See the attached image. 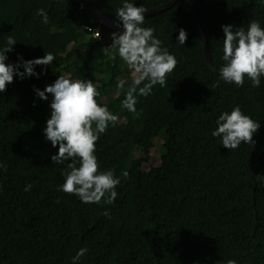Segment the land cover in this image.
<instances>
[{
  "label": "trees",
  "instance_id": "trees-1",
  "mask_svg": "<svg viewBox=\"0 0 264 264\" xmlns=\"http://www.w3.org/2000/svg\"><path fill=\"white\" fill-rule=\"evenodd\" d=\"M79 1L118 22L122 0ZM171 1L136 0L147 11ZM194 1L178 0L145 17L144 26L155 29L179 62L165 87L138 97L137 111L128 112L116 82L130 72L113 58L111 34L105 35L122 29L69 0H0V47L8 35L17 42L9 62L18 54L24 60L55 56L51 66H36L37 73L44 70L39 79L14 76L0 93V161L7 165L0 170V264H72L81 247L89 251L79 264H264V182L256 178L264 175V79L253 88L248 80L236 87L218 77L221 25L240 27L254 18L264 26V0L197 3L216 71L205 59ZM40 8L48 13L47 25ZM181 28L187 40L177 46ZM65 74L93 80L98 101L118 116L96 144L101 170L129 174L112 205L83 204L56 190L64 165L51 160L58 146L42 131L49 101L36 97L34 88L43 90ZM236 104L261 127L253 145L228 150L211 132L218 115ZM26 183L33 184L30 192L23 191ZM105 208L111 219L102 215Z\"/></svg>",
  "mask_w": 264,
  "mask_h": 264
},
{
  "label": "clouds",
  "instance_id": "clouds-1",
  "mask_svg": "<svg viewBox=\"0 0 264 264\" xmlns=\"http://www.w3.org/2000/svg\"><path fill=\"white\" fill-rule=\"evenodd\" d=\"M146 12L147 9L142 4L138 6L136 0H122L116 9V24L122 26V30L111 33L112 43L107 47L114 53L113 58L118 56L130 72V83L129 78L116 82L118 92H124L121 107L128 112L137 111L138 97L151 95L156 85L165 87L167 77L179 62L155 35V29L144 26ZM37 15L41 17V23L48 24L45 9H37ZM221 30L224 34L223 64L218 70L219 80L236 87H242L248 80L251 87L260 88L264 79V26L261 21L253 18L240 27L222 24ZM176 40L177 46L185 45V29H179ZM16 43L15 38L8 35L5 45L0 47V93L13 82L14 76L39 79L44 70L42 68L37 73L36 66H51L55 60L54 54L47 52L43 57L30 60H24L18 54L15 63L9 62L7 53L13 51ZM20 68L24 71L21 72ZM34 92L40 100L49 101L50 118L42 131L53 148L58 146V151L51 156L53 164L64 165L61 170L63 183L56 190L77 197L83 204H100L102 200L105 205L114 204L118 197L116 189L122 178L126 180L129 174L126 170L119 176L112 168L101 170L96 144L110 126L116 125L118 116L109 110L107 104L98 101L100 93L93 80L74 79L70 74L58 75L53 83L43 90L34 88ZM215 125L211 136L219 138L220 144L228 150H236L242 143L253 145V137L261 127L260 120L246 114L239 104L222 111ZM6 169L7 165L0 161V170ZM256 178L264 182V175ZM32 188V183H26L23 191L30 192ZM102 215L111 219L110 209L105 208ZM88 251V248L81 247L71 258L72 264H79ZM226 264H238V261L229 259Z\"/></svg>",
  "mask_w": 264,
  "mask_h": 264
},
{
  "label": "water",
  "instance_id": "water-1",
  "mask_svg": "<svg viewBox=\"0 0 264 264\" xmlns=\"http://www.w3.org/2000/svg\"><path fill=\"white\" fill-rule=\"evenodd\" d=\"M71 1L72 3L80 6L82 9H84L85 11H88L90 13H93V14H96L98 15V17L100 18L101 22L105 23V25L109 28H112V29H122V26H117L116 24V20L111 18L110 16H108L107 14H105L104 12L100 11L99 9H96L90 5H87L79 0H69ZM176 1L178 0H172L171 2L165 4V5H162V6H158V7H155L151 10H148L146 13H145V17L149 16V15H152L154 13H157V12H160V11H163L167 8H169L171 5H173ZM200 0H195L194 1V5L192 7V15H193V19L195 21V23L197 24L198 26V29H199V32L201 34V38H202V43H203V48H204V54H205V59L208 63V65L214 70L216 71V68L212 62V58H211V53H210V47H209V43H208V39L204 33V30L202 29V26L201 24L199 23L197 17H196V13H195V6L197 5V3L199 2ZM118 23V22H117Z\"/></svg>",
  "mask_w": 264,
  "mask_h": 264
},
{
  "label": "rangeland",
  "instance_id": "rangeland-1",
  "mask_svg": "<svg viewBox=\"0 0 264 264\" xmlns=\"http://www.w3.org/2000/svg\"><path fill=\"white\" fill-rule=\"evenodd\" d=\"M98 31H99V30L96 29L95 32H94V34H95L96 37H98V36H97V35H98ZM110 34H111V33L108 31L107 34H105V35L108 36V35H110ZM104 37H105V36H104ZM108 38H109V37H108ZM137 152H139V151H136L135 153H137ZM159 159H160L159 152H158L157 150H155V151H154V159H153V163H154V164H157V163L159 162Z\"/></svg>",
  "mask_w": 264,
  "mask_h": 264
}]
</instances>
